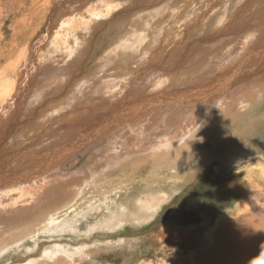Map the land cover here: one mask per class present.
<instances>
[{
    "label": "bare ground",
    "instance_id": "obj_1",
    "mask_svg": "<svg viewBox=\"0 0 264 264\" xmlns=\"http://www.w3.org/2000/svg\"><path fill=\"white\" fill-rule=\"evenodd\" d=\"M121 1L54 0L52 15L27 43L13 57L0 55V264H11L20 250L31 253L43 238L150 226L175 196L164 189L206 166L222 172L257 157L244 169L264 176L253 133L264 125V0ZM113 15L119 17L104 23L108 32L97 40L109 50L83 69L84 57L97 56L88 32ZM200 51L207 57L194 71L174 74L187 53ZM204 80H211L209 89H191ZM158 123L166 130L152 149L131 146L133 133L143 136ZM237 210L224 220L207 214L185 229L163 224L153 240L170 253L143 264L181 257L191 264H264V202L248 194ZM41 248L44 261L21 256L12 264L91 257L86 246Z\"/></svg>",
    "mask_w": 264,
    "mask_h": 264
},
{
    "label": "rangeland",
    "instance_id": "obj_2",
    "mask_svg": "<svg viewBox=\"0 0 264 264\" xmlns=\"http://www.w3.org/2000/svg\"><path fill=\"white\" fill-rule=\"evenodd\" d=\"M15 1L12 0L10 1L11 4H9V3H5V2H9V0H0V4H2L3 6L4 5L6 6L5 8H3V10L5 9L4 14L2 18H0L1 20L0 21V26H1L0 31L3 34V36H0V43L2 40L4 41L0 44V48H1L0 55L6 54V52L10 51V54L8 53L6 55V58L10 56L13 57V55L17 51V46L26 44L27 41L32 36V33H33L32 31H34L38 26L42 25V23H44L46 20H48V17H47L48 14L52 15V11H49V9L53 7L52 4L54 5V2H53L54 0H52L53 3L51 2V0H46V1L45 0H17L16 2ZM118 1H121V0H118ZM9 5L11 6V8H8L9 9L8 10L7 6L10 7ZM120 10H125V9L121 8ZM14 11L16 12V14ZM119 11L117 12L118 14H119ZM118 17L119 16L115 17L113 15L110 18L95 21L96 22L95 26L97 24L98 25L101 24V25L99 27H96L98 30L93 29L91 32H88V33L90 34V36L93 34L92 37L89 39L90 41L89 46H91L94 43V48L89 49L90 53H92L93 56L94 55H97V56L95 57L96 59H89L90 61L89 60L86 61L84 57V52H81L79 61L81 60L82 57H84L83 62L85 63V65L83 69L86 70V69L93 67V65L98 63L99 58H101L104 55V52L109 50V47L107 45L100 46L102 45V43H100L101 40L100 41H97V40L101 37L102 34H104V32L107 31L108 27L104 28L105 24L112 23ZM114 23H115V26L118 27V23L116 22ZM112 30L113 29L109 30L108 37L115 36L113 34L116 32ZM80 34L81 35L84 34L85 36H87L85 32H80ZM90 36L88 35L87 38ZM195 40L196 38H193L191 39L192 42L191 41L190 42L194 43ZM8 42L9 44H7ZM10 46L13 48H11ZM12 50H14L15 53ZM185 51L186 50H184L183 52L184 54H185ZM187 54L184 57L183 67L174 71V74H179L183 72L184 70L186 73H190L194 71L193 69L198 64L202 63L203 59L207 57V54L203 53L202 51H200V53L196 56L194 55V53H189L188 55ZM177 57L180 58L179 56ZM214 61H216V59L209 60L207 65L210 63H213ZM44 63L46 64V62ZM254 66L255 64L246 66L245 67L246 70H244V72L245 73L250 72V70L254 69L253 68ZM249 68L251 69L249 70ZM196 73H199V72L195 71V74ZM70 79L73 80V76H70ZM210 81L211 80H208L205 82L204 80L203 82L198 83L199 85L197 84L196 86L195 85L191 86V89H194V88L196 89L198 88V86H200L201 88L203 86L204 88L203 91H206L207 89L210 88V83H209ZM67 86L68 85L65 84L64 86H60V87L61 89H64ZM206 86L208 88H206ZM254 86H255V83L250 84L249 86H247V88H245V90L249 91V89ZM135 96L141 97L142 95L137 94ZM49 97L51 98L53 97V95H50ZM133 98H134V101H136V97H133ZM46 99L47 98L45 97H41V100H40L41 104L47 103L45 102ZM197 115H198L197 121L201 119L199 122L201 123L204 120L205 115L203 113H199ZM165 126L166 125H164L163 123H158L157 125L152 127L150 131H147L145 135L143 136H136L137 134L133 133L132 136L133 138L135 137V140L132 142L131 146H133L134 149H137L138 147L145 146L150 143V145L147 147V151H149V149H152L153 146H155L158 142V139L156 140V135H159L161 130L162 132H165L166 130L164 129ZM253 133H255L257 138H259L258 139L259 144L257 146L259 148L261 146L260 151L264 154V138H263L264 137V125L260 126V128H258ZM144 138H147V140L142 141ZM205 143L208 144V147H209L208 150L211 151L210 143L206 141ZM220 155H221V152H220ZM97 157H98V153L95 154V158ZM255 158L244 159L240 162L239 165H236L231 168H229L230 167L229 166L228 169L222 172L215 171V168L213 166H216V164H214L213 166H208V167L205 165L206 169H201L204 171L199 170L197 172V175L194 177V179L198 178V181L194 180L193 178L190 179V176H189L188 179L185 181H182V183L170 184L164 189V194L174 193L175 196L172 198V200L164 203L163 208L160 210L159 216L154 221L151 222L152 224L150 226H146L144 228L142 227L141 229H134V230L133 228L129 229V227H127L124 230L122 229L114 233L99 231V232H94L90 235H80L79 236V235L65 234L66 236L62 235L60 237H54L52 239L43 238L38 242L36 249L32 251L31 253H28L27 251H24V250H20L22 252L13 254L11 264L14 262V260L18 261L22 257L27 258L29 256L32 257L31 260H34L36 262L44 261L40 255L42 244L44 243H46V245L51 244V243L54 244V242H61L64 245L68 247H72V248H78L82 246H86L89 249L91 248L89 251L90 252L89 254L91 255V257L88 258V260L86 259L84 261L81 260V262L79 263L77 262L74 264H80V263L81 264L83 263L84 264H143L144 260L146 261L148 260L151 262L154 261L160 255L162 256V254L165 251L168 256L170 251H168V249H163L164 247L160 246L158 242L154 243V240H153V236L156 230L160 229V227H162L163 224L171 223L174 227H177L179 229L180 228L185 229V228L190 227L191 225L200 224L202 222V217L208 216L210 214L212 216V219H214V221L216 219L224 220L228 216H231V214L237 213L238 206H240V204L245 202L248 194H250L252 197L255 196V199H258L259 201L264 202V176L261 175L257 169L250 170L248 173L244 169V166L247 164L257 163ZM214 162L217 163V160ZM73 171L74 170H70L67 172L71 173ZM148 184L149 183L146 182L143 186H141V188L142 189L144 188L146 192H147ZM137 191H141V189L130 191V196L132 194H136ZM121 196H124V195L122 194ZM126 239H131L133 244L131 246H127V244L121 243V245L123 244V246L126 245L124 248H121L120 247L121 245L120 246L116 245L117 242L126 240ZM133 239H135L137 242H134ZM186 239H188V237H186ZM183 243L184 242L182 241L181 246ZM45 248L46 247H44L43 249ZM174 263L175 264H191L190 262H187L184 259V257L177 259L176 262L172 260L169 264H174Z\"/></svg>",
    "mask_w": 264,
    "mask_h": 264
}]
</instances>
